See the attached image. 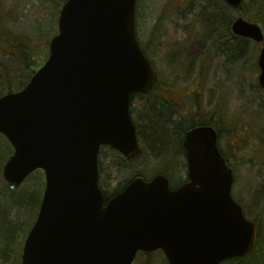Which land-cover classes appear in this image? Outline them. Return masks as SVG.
<instances>
[{"label": "water", "instance_id": "95a60500", "mask_svg": "<svg viewBox=\"0 0 264 264\" xmlns=\"http://www.w3.org/2000/svg\"><path fill=\"white\" fill-rule=\"evenodd\" d=\"M136 1L66 0L44 63L22 89L0 97V133L14 149L4 180L17 187L38 168L45 175L19 264H132L138 252L157 250L168 264H220L254 247L256 223L231 195L234 176L210 127L187 132L181 185L170 188L162 173L135 176L105 201L99 149L108 144L128 159L140 153L130 95L155 80L136 38ZM231 28L264 37L242 16ZM257 63L264 89V47Z\"/></svg>", "mask_w": 264, "mask_h": 264}, {"label": "rangeland", "instance_id": "374dc122", "mask_svg": "<svg viewBox=\"0 0 264 264\" xmlns=\"http://www.w3.org/2000/svg\"><path fill=\"white\" fill-rule=\"evenodd\" d=\"M190 1L137 0V37L147 55L155 60L161 75L171 72L169 61L158 59L157 55L154 57L153 44L149 40L151 27L153 24L157 25V21L167 26L168 21H164L166 17L180 20L181 16L177 14L184 13ZM209 1L212 3V0H204V3L208 4ZM218 2L222 5L220 0ZM61 4L60 0H0V92L5 83L11 86V90L21 88L37 69V64H41L46 58L48 42L57 31ZM223 8L226 10V18L218 21L216 25H227L228 16L231 19L240 14L259 19L264 17L259 12L257 0H244L240 11L224 5ZM169 10H173L172 16ZM241 40L236 39L235 49L242 46L243 55L232 59L224 67L220 64L223 59L217 58L204 73L216 75L217 80L214 83L219 90L223 89L224 77L230 85L229 115L234 118L235 127L232 126L231 143L221 141V145L227 144L223 147L233 169L232 196L242 205L248 218L254 220L258 217L264 227V90L257 83L259 70L256 65L260 46L253 41ZM170 64L173 68L176 67L175 63ZM153 103H160L153 92L137 94L132 100V117L140 133L146 129V108H151ZM235 128L238 135L232 139ZM224 134L227 135L226 132ZM139 138L144 150L133 160H124L109 147L101 150L100 185L106 193H112L119 183L139 172L150 177L159 171L168 170L165 172L168 174L170 169H183L181 161L166 160L164 150L160 154H154L146 146L142 135ZM11 151V145L0 134V264L19 263L22 240L35 220L44 187V177L40 170L30 174L18 187L11 188L5 182L1 172ZM176 174L177 177L174 174L169 175L171 187L186 177L185 170ZM6 226L15 228L12 247L8 253L4 252L8 246L4 239L8 234ZM157 262L162 263V257L158 253ZM133 264H141L140 257Z\"/></svg>", "mask_w": 264, "mask_h": 264}, {"label": "flooded vegetation", "instance_id": "af4514ba", "mask_svg": "<svg viewBox=\"0 0 264 264\" xmlns=\"http://www.w3.org/2000/svg\"><path fill=\"white\" fill-rule=\"evenodd\" d=\"M212 6L215 7V4L211 1L207 4L204 0H191L184 13L177 14L181 16L180 20L166 17L164 21H168L167 26L162 25L161 21H157V25H152L150 31L152 38L149 40L153 44L154 57L157 55L158 59L169 61L171 72L168 74L161 75L158 72L155 60L147 55L139 41L155 71V81L148 92H153L159 99V104L165 107L167 122L171 128V135L164 149L166 160L182 162L183 169H170L169 173L175 176L183 170L186 177L188 174L184 147L188 131L203 126L212 128L216 135V145L225 159L228 153L221 145V141L231 143L232 126L235 123L234 118L229 115L230 85L224 77L223 89L219 90L214 83L217 80L216 75L212 76L204 71L207 67L210 68L217 58L223 59L220 63L223 67L235 58L237 36L230 25H216L221 20L207 17ZM169 11L172 16L173 10ZM138 22L136 14V30ZM171 62L176 64L175 68L171 66ZM224 132L227 133L226 136ZM98 159L100 185L101 156Z\"/></svg>", "mask_w": 264, "mask_h": 264}, {"label": "trees", "instance_id": "16d2710c", "mask_svg": "<svg viewBox=\"0 0 264 264\" xmlns=\"http://www.w3.org/2000/svg\"><path fill=\"white\" fill-rule=\"evenodd\" d=\"M65 0H60V2H64ZM259 4V12H261L264 15V0H257ZM224 7H227L224 5ZM228 8V7H227ZM238 11L241 10V7L237 9ZM224 10L223 5L220 4V2L217 3L216 7L211 8V13L209 16H211L213 19H218L222 20L223 18H226L224 15ZM241 15V14H240ZM243 16V15H242ZM245 18L253 20V21H258L264 25V17L261 19L257 17H251V15L244 14ZM243 16V17H244ZM231 19L229 20V16L227 19V25L230 24ZM239 40V37H237ZM241 41H248V40H241ZM244 48L239 45L235 49V58H238L242 54V51ZM22 55V54H21ZM32 63L36 64L34 61H31ZM40 64H37V67H39ZM4 89L1 91L3 93H6L8 91H11V88L9 85L6 83L3 85ZM145 115V121H146V129H143L141 133L139 132V128H137L138 134L144 139L146 146L154 153V154H160L162 152L166 145L167 141L169 139V136L171 135V128L169 123L167 122L166 118V112H165V107L161 106L159 103H153L151 108H146V112L144 113ZM113 150V149H112ZM144 150V147H143ZM116 152L115 150H113ZM119 154L118 152H116ZM120 155V154H119ZM124 160L125 159L123 156L120 155ZM163 172V171H162ZM167 172V170H164V173ZM169 173V172H168ZM135 175H140L143 177H146L143 173H137L134 174L133 176L125 179L123 182L119 183L117 188L112 192L105 194L106 199L109 196L114 195L115 193L119 192ZM149 178V176H148ZM254 221L257 223V237H256V244L252 252L249 254L243 256V257H238V258H233L229 259L227 261L222 262L221 264H264V227L262 225V221L258 217L254 218ZM5 229H7V237L4 239L6 240V244L8 246L5 247V253H8L9 248H11V241H13V237L15 234V228L12 226H6ZM23 241V240H22ZM157 253L161 255L162 257V263L159 262L160 264H167L166 260L163 258V254L161 251H154V252H149V253H143L139 252L137 254V257H140L141 259V264H158L157 262ZM7 255V254H6ZM136 257V258H137Z\"/></svg>", "mask_w": 264, "mask_h": 264}, {"label": "bare ground", "instance_id": "6f19581e", "mask_svg": "<svg viewBox=\"0 0 264 264\" xmlns=\"http://www.w3.org/2000/svg\"><path fill=\"white\" fill-rule=\"evenodd\" d=\"M243 2H244V0H242V2H241V4H240V6H242V4H243ZM246 20H248V21H251V22H254V23H257L260 27H261V29H262V31H263V35H264V25L262 24V23H260V22H258V21H253V20H250V19H247L246 18ZM257 44L260 46L259 47V51H258V55H257V58H256V65H257V68L259 69V66H258V63H257V61H258V56H259V53H260V49L262 48V47H264V37H263V40L261 41V42H257ZM151 66H152V64H151ZM152 70H153V73H154V76H155V71H154V68H153V66H152ZM259 71H260V69H259ZM155 81V80H154ZM154 83V82H153ZM257 83H258V85H259V87H260V84H259V79H258V77H257ZM153 85V84H152ZM152 87V86H151ZM151 89V88H150ZM5 95V93H3L2 91L0 92V97H2V96H4ZM235 123V122H234ZM234 127H235V124L233 125ZM254 132L256 133L257 131L256 130H254ZM237 136L238 134H237V132H236V128L234 129V131H233V136ZM215 140H216V135H215ZM9 144L11 145V143L9 142ZM225 145H227L226 143H223V146H225ZM12 146V145H11ZM105 146L106 147H109L110 149H113L114 150V148L113 147H111L110 145H108V144H105ZM222 157H223V159H224V161H225V164H226V166H228V163H229V156H228V158H227V156H226V159H225V157L222 155ZM138 176H140V175H138ZM141 177H143V176H141ZM145 180H148L149 178L147 177H143ZM231 192H232V188H231ZM257 237V236H256ZM255 244H256V239H255ZM255 244H254V247H255ZM254 247H253V249H254ZM252 249V250H253Z\"/></svg>", "mask_w": 264, "mask_h": 264}]
</instances>
